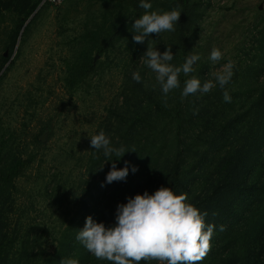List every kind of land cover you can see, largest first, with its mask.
<instances>
[{"label": "rangeland", "instance_id": "rangeland-1", "mask_svg": "<svg viewBox=\"0 0 264 264\" xmlns=\"http://www.w3.org/2000/svg\"><path fill=\"white\" fill-rule=\"evenodd\" d=\"M29 1L35 5L20 16L17 31V15L10 8L0 10V264H52V259L53 264H112L76 240L85 218L109 226L118 204L160 187L155 180L132 182L135 189L113 204L117 181L101 187L113 161H98L102 150L90 146V136L102 130L112 146L119 141L117 110L108 111L119 108L127 93L126 69L142 71L146 86L160 91L155 73L144 63L147 46L159 52L170 47L173 66L198 54L194 71L179 73V87L167 94L174 99L181 95L184 77L196 76L200 61L206 60L202 84L215 83L213 74L231 62L224 89L217 85L196 96L211 103L214 92L224 101L226 90L232 101L229 113H242L255 85L246 67L264 80V0H150L148 12L175 9L180 16L173 31L149 34L144 43L132 40L131 25L146 11L138 7L139 0H65L58 6ZM10 2L0 0V7ZM185 19L189 25L182 31ZM213 48L222 53L219 61L208 59ZM182 49L186 57L179 56ZM186 193L181 189L185 198ZM197 199L198 207L193 206L206 213L204 223L212 226L209 250L197 264H211L221 245L215 235L225 225L213 222L214 215ZM185 202L193 204L188 198ZM245 262L263 264L264 253H251ZM138 264L161 262L142 259Z\"/></svg>", "mask_w": 264, "mask_h": 264}, {"label": "trees", "instance_id": "trees-1", "mask_svg": "<svg viewBox=\"0 0 264 264\" xmlns=\"http://www.w3.org/2000/svg\"><path fill=\"white\" fill-rule=\"evenodd\" d=\"M29 2L11 0L0 7L10 8L17 15L16 31L22 25L20 16L26 17L35 5ZM187 25L185 19L182 31H186ZM14 41L10 37V45ZM178 53L186 57L184 49ZM205 61L197 64L195 77L201 84ZM126 70L123 84L127 93L119 108H111L108 114L117 110L120 137L116 146L135 150L116 160L118 168L129 161L137 171H129L124 181L113 184L110 203L121 201L130 189H135L136 183L147 179L176 194L184 189L192 205L202 198L198 203L214 215L213 222L225 225L215 235L221 245L219 254L213 253L211 264H246L251 253H264V80L253 77L255 69L246 67L244 72L248 74L250 70L253 74V94L246 97L248 105L242 113L234 110L230 114L232 101H219L214 92L211 103L204 102L200 94L196 96L198 93L172 99L155 87H147L146 80L143 82L146 77L137 83L131 70ZM139 74L143 76L142 71ZM187 79L184 77V84ZM211 107L214 109L210 110ZM215 109L219 110L218 116ZM106 123L113 127L109 119ZM219 140L223 142L217 145ZM102 156L98 161L107 158L110 163L108 160L116 159L105 157L103 152Z\"/></svg>", "mask_w": 264, "mask_h": 264}, {"label": "clouds", "instance_id": "clouds-1", "mask_svg": "<svg viewBox=\"0 0 264 264\" xmlns=\"http://www.w3.org/2000/svg\"><path fill=\"white\" fill-rule=\"evenodd\" d=\"M138 7L146 10L144 14L134 19L131 25L132 40L135 43H144L149 34H160L164 31H173L177 24L180 12L173 9L157 13L148 12L151 8L150 0H139ZM170 47L163 52L148 47L143 54L144 63L155 73L156 83L161 93L166 97L170 90L179 87L178 74L186 76L194 71L193 65L200 59L198 54H191L185 58L180 66H173L169 62L173 59ZM222 53L213 48L208 59L219 61ZM231 62L224 66V71L214 73L213 81L201 84L196 77L185 81L181 96L187 97L197 92L204 94L215 86L224 89L232 76ZM132 79L139 83V72L132 73ZM223 100L230 102L231 97L225 90ZM90 146L94 150H102L105 157L115 156L116 160L127 151L123 146L114 147L109 137L101 130L90 136ZM107 160V159H106ZM111 163L101 187L114 181H124L129 171L135 173L137 167L129 161L117 168L116 162ZM183 194H176L169 187L161 186L153 193L145 191L127 199L126 203L118 204L115 210L114 223L105 226L97 223L91 216L85 218L83 228L76 234V240L99 260H107L112 264H138L156 260L161 264H197L209 250V240L212 226L205 225L204 216L193 205L185 202ZM60 264H65L61 260ZM68 264H77L69 261Z\"/></svg>", "mask_w": 264, "mask_h": 264}, {"label": "built area", "instance_id": "built-area-1", "mask_svg": "<svg viewBox=\"0 0 264 264\" xmlns=\"http://www.w3.org/2000/svg\"><path fill=\"white\" fill-rule=\"evenodd\" d=\"M65 0H40L41 4H48L51 6L61 5Z\"/></svg>", "mask_w": 264, "mask_h": 264}]
</instances>
